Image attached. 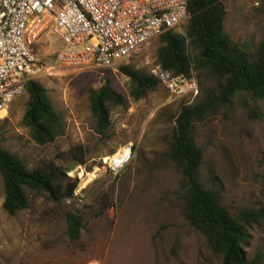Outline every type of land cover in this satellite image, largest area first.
Instances as JSON below:
<instances>
[{"label":"rangeland","instance_id":"obj_1","mask_svg":"<svg viewBox=\"0 0 264 264\" xmlns=\"http://www.w3.org/2000/svg\"><path fill=\"white\" fill-rule=\"evenodd\" d=\"M225 4V29L234 42L255 47L264 41V0H225ZM176 32L184 33L185 27ZM159 46L160 38L128 61L103 68L56 63L63 48L58 38L37 44L38 57L48 69L33 81L47 90L65 122V135L44 147L33 142L22 121L29 101L23 92L1 119L0 142L30 168L44 161L72 167L71 153L78 147L88 154V163L69 173L73 181L79 180L74 200L56 204L31 195L30 208L16 217L3 210L0 176V264L221 263L204 236L184 220L181 174L167 155L181 107L205 99L215 84L210 80L202 84L194 72L200 95L192 103L173 97L161 86L135 100L129 78L120 71L132 66L150 72L157 65ZM106 81L127 104L112 109V128L104 138L95 131L88 91ZM194 137L204 154L202 180L221 186L224 205L234 214L245 208L264 210V101L235 98L196 123ZM124 149H131V158L117 173L103 166L104 159ZM108 206L103 216L95 217ZM70 212L87 217L77 241L67 235ZM245 252L249 260L264 264V222L249 229Z\"/></svg>","mask_w":264,"mask_h":264},{"label":"trees","instance_id":"obj_2","mask_svg":"<svg viewBox=\"0 0 264 264\" xmlns=\"http://www.w3.org/2000/svg\"><path fill=\"white\" fill-rule=\"evenodd\" d=\"M188 12L190 19L185 32L171 31L161 36L156 56L157 64L166 71L187 77L198 72L202 84L209 80L215 84L213 93L192 105H183L175 116L176 127L167 155L181 174L182 216L204 236L208 248L220 258V264H258L257 260H249L245 248L249 229L264 222V210L245 208L234 214L223 203L221 186L213 180H202L204 154L196 143L194 125L228 107L235 98L264 101V41L248 47L229 37L225 29L228 17L225 0H189ZM34 51L38 55L37 46ZM120 71L129 78L135 100L147 97L161 86L148 71L132 66ZM24 92L29 97L22 120L24 127L36 145L54 144L66 132L62 116L40 82L29 81ZM88 94L95 131L107 138L112 128V109L125 107L127 99L109 81L99 89H89ZM71 155L74 163L69 168L45 161L30 168L0 142L3 210L11 217L18 216L30 208L31 195L45 196L56 204L74 200L79 180L73 181L69 173L77 166L85 167L88 154L78 147ZM110 207L95 217L103 216ZM86 219L81 212L67 214V235L71 241L80 239Z\"/></svg>","mask_w":264,"mask_h":264},{"label":"built area","instance_id":"obj_3","mask_svg":"<svg viewBox=\"0 0 264 264\" xmlns=\"http://www.w3.org/2000/svg\"><path fill=\"white\" fill-rule=\"evenodd\" d=\"M188 7L189 0H0V119L26 84L48 69L34 51L39 42L61 41L56 63L113 68L184 28ZM150 74L177 99L192 103L200 95L194 72L177 76L157 64ZM117 155L121 151L113 159ZM113 159L103 166L117 173L124 166Z\"/></svg>","mask_w":264,"mask_h":264},{"label":"bare ground","instance_id":"obj_4","mask_svg":"<svg viewBox=\"0 0 264 264\" xmlns=\"http://www.w3.org/2000/svg\"><path fill=\"white\" fill-rule=\"evenodd\" d=\"M131 158V155L129 154V151L128 149H124L122 152H121V156H117L115 157L113 160L117 159V162H118V166L121 167V166H124L125 163H128L129 159Z\"/></svg>","mask_w":264,"mask_h":264}]
</instances>
